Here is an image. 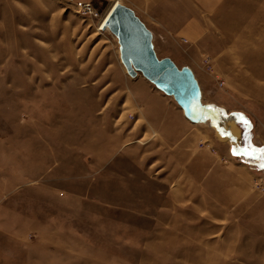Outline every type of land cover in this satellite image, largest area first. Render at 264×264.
<instances>
[{
  "label": "rangeland",
  "instance_id": "374dc122",
  "mask_svg": "<svg viewBox=\"0 0 264 264\" xmlns=\"http://www.w3.org/2000/svg\"><path fill=\"white\" fill-rule=\"evenodd\" d=\"M113 1L0 0V264H264V0H122L233 132L189 120L183 145L98 28Z\"/></svg>",
  "mask_w": 264,
  "mask_h": 264
},
{
  "label": "water",
  "instance_id": "95a60500",
  "mask_svg": "<svg viewBox=\"0 0 264 264\" xmlns=\"http://www.w3.org/2000/svg\"><path fill=\"white\" fill-rule=\"evenodd\" d=\"M108 26L118 38L121 61L131 77L141 73L172 96L191 122H207L220 132L230 134L222 127L221 110L202 102L200 83L194 70L188 65L180 67L171 57L158 56L153 32L133 8L117 4ZM232 115L243 116L241 112H233Z\"/></svg>",
  "mask_w": 264,
  "mask_h": 264
},
{
  "label": "crops",
  "instance_id": "0c3cea01",
  "mask_svg": "<svg viewBox=\"0 0 264 264\" xmlns=\"http://www.w3.org/2000/svg\"><path fill=\"white\" fill-rule=\"evenodd\" d=\"M198 1L206 3L205 0H198ZM160 7H163V6L160 5ZM133 9L135 10L136 14L142 19V21L148 26V28L151 29V31L155 35L156 31L150 26L146 18L148 16H145L146 19H144L138 13L136 8H133ZM156 10L158 11V14L161 17L160 19V17L158 16L159 22H162L163 24L165 17L169 15L167 14L165 10H162L161 8L156 9ZM173 17L177 18V16H173ZM163 26L167 29L173 28V27L171 28L166 27L165 25ZM203 27H205V25H204V22L200 19V16L199 15L196 16L194 14L191 17V20H188L184 25L183 24L181 25L183 32H188V33H193V34L203 33L204 32ZM168 57H171V56H168ZM140 76H143V75H138L132 78L137 79ZM144 80H146L152 86H155L153 83L148 81V79H146L145 77H144ZM153 89L156 92L155 93L152 92L151 94H153L155 97H157V99H159L158 100L159 103L157 105H155L154 103L153 105L144 106V113H143L144 121L148 123V126L150 128H153L154 130L158 132L159 137L167 141L169 144L183 145L184 142L187 144L189 139L191 141V138L189 137L190 135L188 134V131H186L184 127L190 128L188 126H190L193 123H191L189 119L186 118L184 111L180 108V106L175 101L171 99L170 95H167L164 91L160 90L156 86L153 87ZM140 96L144 98L145 95H138V97ZM143 102L144 103L148 102V97Z\"/></svg>",
  "mask_w": 264,
  "mask_h": 264
},
{
  "label": "bare ground",
  "instance_id": "6f19581e",
  "mask_svg": "<svg viewBox=\"0 0 264 264\" xmlns=\"http://www.w3.org/2000/svg\"><path fill=\"white\" fill-rule=\"evenodd\" d=\"M122 3V0H114L113 3L111 4V6L109 7V9L107 10L105 16L103 17L102 21L99 24V30H103V31H110L109 26H108V21L109 18L113 12V10L115 9L116 5ZM116 36V35H115ZM117 38V37H116ZM125 67V66H124ZM126 69V68H125ZM127 71V70H126ZM141 73H139L138 75H140ZM142 75V74H141ZM149 81V80H148ZM175 100V99H174ZM178 104V103H177ZM225 117V116H224ZM226 119V118H225ZM212 126V125H211ZM233 133V132H232ZM232 133L230 134L232 136Z\"/></svg>",
  "mask_w": 264,
  "mask_h": 264
},
{
  "label": "snow or ice",
  "instance_id": "6c2138e0",
  "mask_svg": "<svg viewBox=\"0 0 264 264\" xmlns=\"http://www.w3.org/2000/svg\"><path fill=\"white\" fill-rule=\"evenodd\" d=\"M240 122H241L242 125H248V124H250V122L247 121V119L244 118V117H242V116H241V121H240ZM250 147H251V146H250ZM233 151H234V154H235V149H234ZM253 153H258V156H257L256 158H257L258 160L262 161V162L259 164V167H260L261 169H264V147L252 148L251 151L246 152V154L249 155V156H252Z\"/></svg>",
  "mask_w": 264,
  "mask_h": 264
},
{
  "label": "built area",
  "instance_id": "2783aa9c",
  "mask_svg": "<svg viewBox=\"0 0 264 264\" xmlns=\"http://www.w3.org/2000/svg\"><path fill=\"white\" fill-rule=\"evenodd\" d=\"M87 10H89V11L91 10V8H90V5H89V6H87Z\"/></svg>",
  "mask_w": 264,
  "mask_h": 264
}]
</instances>
